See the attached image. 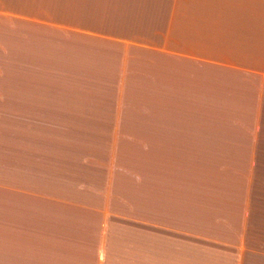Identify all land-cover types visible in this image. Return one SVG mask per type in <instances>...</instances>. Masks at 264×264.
<instances>
[{"label":"crops","instance_id":"0c3cea01","mask_svg":"<svg viewBox=\"0 0 264 264\" xmlns=\"http://www.w3.org/2000/svg\"><path fill=\"white\" fill-rule=\"evenodd\" d=\"M17 2L21 13L0 8V254L13 239L51 243L58 228L78 245L99 222L104 258L111 220L118 243L128 226L127 260L247 264L226 224L188 229L189 201L149 202L150 221L130 224L113 197L125 169L149 185L131 163L194 161L167 149L207 160L262 146L264 0ZM161 209L168 219L154 216Z\"/></svg>","mask_w":264,"mask_h":264},{"label":"rangeland","instance_id":"374dc122","mask_svg":"<svg viewBox=\"0 0 264 264\" xmlns=\"http://www.w3.org/2000/svg\"><path fill=\"white\" fill-rule=\"evenodd\" d=\"M17 1L0 0V8L6 12L21 13L22 8ZM48 1L55 3L54 0ZM77 1L59 0L56 4L60 8L72 10ZM192 100V97L185 98L184 106L191 107ZM261 144L262 146L250 149H233L236 157H231L232 152L226 151L223 156L217 153V157L213 156L207 160L196 158L194 153L187 152V148L167 149L168 153L176 156L177 154L189 156L194 160L184 162L181 167L174 165L171 168V165L163 164V161H160L142 171L138 168L139 164L131 163L126 168L135 167L140 178L148 179L149 177V185H137L134 182L133 171L125 169L123 179H121V183H124H122V194L113 197L114 212L127 216L131 220L126 219L125 221L130 224L131 221L135 223V221H142L141 219H143L142 222H148L150 221L148 219L149 202L153 207L158 208L164 200L171 201V208L174 211L178 207L180 199L187 200L189 201L187 210L183 206L181 214L183 219L188 222L189 230H191V222L207 223L209 228L212 224H226L227 229L222 227L223 232L225 231L229 236L233 232L237 243L242 240L241 256L247 257V264H264V141ZM195 162L199 164H195ZM164 187L169 191L160 193L159 191H162ZM150 191L159 192L153 201H149L154 198L153 195L148 198ZM190 203L194 205L192 206ZM201 211L204 213L202 214ZM24 214L27 217L28 212L22 213V215ZM29 214L33 215V213ZM105 216L107 220L110 214H105ZM154 216H157L158 219H163L165 216V219H168L166 218L168 212L163 213L162 209L157 210L156 213L154 212ZM16 219H19V215L14 213L13 221ZM24 221L30 225L33 223L31 217ZM108 223V226L112 225L110 227L112 238H104V245L107 248L103 251L104 258H101L103 256L99 249L100 232L104 229V225L99 228L101 224L97 222L94 226V235L87 239H81L82 241L78 245L77 243H68L69 239H73V235L63 233L65 228H58L59 232L58 234L54 233L55 236L51 243L45 240L41 243L39 242L40 238L36 241L35 237L33 241L26 243H19L13 239L12 245L6 244L5 255L0 254V264H141V261L135 257H132L133 260L132 258L127 260L131 256L126 254L130 246L123 240L130 234L128 226L125 225L118 229L122 235L118 243L115 238L116 222L109 220ZM218 237L231 240L223 234ZM104 252L107 255L106 258ZM146 263L147 259L145 258L142 264Z\"/></svg>","mask_w":264,"mask_h":264}]
</instances>
